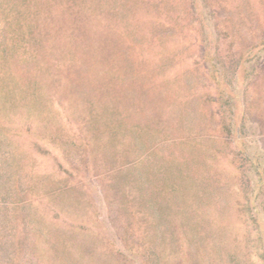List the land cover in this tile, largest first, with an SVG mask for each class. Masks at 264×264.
I'll use <instances>...</instances> for the list:
<instances>
[{"label":"rangeland","instance_id":"374dc122","mask_svg":"<svg viewBox=\"0 0 264 264\" xmlns=\"http://www.w3.org/2000/svg\"><path fill=\"white\" fill-rule=\"evenodd\" d=\"M114 9L135 14L139 33L130 35L150 49V62L142 69L137 54L119 62L134 75L113 88L136 115L126 125L142 135L125 138L131 151L111 154L101 170L137 177L154 199L144 213L168 227L180 219L179 211L165 214L168 203L181 210L182 199L166 189L177 181L171 176L184 177L180 193L200 200V230L134 233L137 217L118 216L119 199L108 203L101 177L86 175L75 153L76 113L83 112L72 97L84 91L74 83L84 72L68 64L76 55L66 52L62 63L52 47L59 8L0 0V264H36L37 250L60 248L55 225L75 228L76 220L89 232L69 234L70 245L85 264H264V0H115ZM79 58L85 66L89 56ZM139 101L154 105L158 119L144 121ZM74 185L82 201L76 212ZM60 251L61 258L74 250Z\"/></svg>","mask_w":264,"mask_h":264},{"label":"trees","instance_id":"16d2710c","mask_svg":"<svg viewBox=\"0 0 264 264\" xmlns=\"http://www.w3.org/2000/svg\"><path fill=\"white\" fill-rule=\"evenodd\" d=\"M92 1L93 0H43V4L49 9L58 7L61 11H59L58 14L54 12L53 23L55 25L52 26L55 30H53L52 33V47H55L54 49L57 51L60 62L63 63L66 52L69 53L70 58L72 54H74L79 63L73 61L74 64L72 62L68 63L69 66H71L72 69H80L84 72L82 74H75V76H77L74 82L77 87L84 89L82 92L83 95H78L76 98L72 97L74 110H78L80 113L83 112L82 115L76 113L78 116V127L73 132L75 153L82 160V168L85 170L86 175L96 174L101 177L108 203L111 205L114 198L117 197L119 199L117 202L118 206L115 208L118 216H128L130 214L131 216L134 215L137 217V220L134 221L137 226L134 233H142L143 230V232L145 231L147 234L151 226L152 229L156 227L158 229L157 231L160 233L162 232V227H164L162 235L165 236L172 233L193 235L192 233L195 232L194 234H197L200 229L196 226L198 224L195 219L198 218L196 211L200 200L198 197L196 199L190 196L184 197V195L180 193V191L183 190L182 179H184V177H177L178 175H176V178L171 176L170 179H176L177 181H175V186L173 188L166 189L171 192V197L178 196L182 199L180 200L181 210H177L178 208L172 207L170 206L171 204L168 203L169 205L165 214L168 213L171 216L172 212L179 211L178 217H180L179 220L176 219L174 225L171 224L168 227L166 221L164 226L160 220H151V218L148 217L149 214L147 215L144 213V209L146 210V207L149 205L148 203L154 199L151 198L149 194L150 191L146 188L147 186L145 187L139 184L137 177L135 180L139 185L136 184V181L131 180L128 174L119 173L118 170H101L103 167L101 164L106 162L111 157V154H117L116 156L121 157V154L123 155L124 152L128 153V151H131L129 148H124L125 138L127 140L135 135L139 138L142 135L136 130L131 132L129 129L131 127L126 125L130 121L135 122L136 115L129 113V111H132V106L125 103V97L120 96L119 99L113 87H117V84L121 82L122 78L128 76L132 77V75H134V73H123L119 68V62L123 63L124 60L128 58L130 60L137 54V57L140 59L138 62L143 69V66L148 65L147 62H150V59L148 60L145 55L150 49L140 50V44L134 43L137 39L136 34L134 37L130 35V32H137V26H139V23L135 20V14L121 12L113 14V11L115 12L116 10L114 9L115 0H95L100 3L99 6L95 4L97 9L99 8L98 10L103 11L102 13L108 16L109 21L107 24H104L101 23L100 16L95 15L93 12L95 9L91 7ZM110 1L113 2L112 9L106 10L105 4ZM74 12L79 13H75L74 15ZM190 13H193V11ZM150 45V43H148V45L145 44L146 48H150ZM106 48L110 50L108 54L105 51ZM85 54H87L89 58L84 60V62L87 63L84 66L79 56L83 57ZM62 66H58V69H62ZM148 75L151 76L152 74ZM131 77L128 78L130 79ZM128 78H125L123 81ZM84 80H86L85 84L82 82ZM104 81L108 84H113V86H105ZM87 90L90 91V94L87 95L88 98H85L84 95L88 93ZM127 99H132L134 101L137 97L132 92H129L127 93ZM137 103L140 109L139 114L146 118L144 121L158 119L157 110L153 108V104L152 110H148L147 106L149 103L148 105L142 104L141 101ZM122 111H124V115H122ZM149 111L152 112L148 113ZM154 111L156 114H154ZM84 113H87V116L84 117ZM225 127L228 131H233L232 125L226 124ZM132 128L134 129V127ZM152 131L153 128L149 132ZM120 174H124L122 175L125 177L124 180L119 178L121 177ZM120 181H122V184ZM77 190L80 189L74 185L76 196L73 197L72 205L75 212L82 208L81 197L77 193ZM111 190L113 192H111ZM90 202L95 205L94 198L92 199V197H90ZM136 207L140 209V214H142L141 217L136 211ZM182 207H187V210H183ZM175 216H177V213H175ZM74 223H77L74 224L76 225L75 228L71 227V225L69 226V224H63L61 226L62 228L58 227L61 223L55 225L56 233L54 238L58 241L60 248L58 250H53V253L41 251L42 254L37 250V252L32 255L38 260L36 264H44L47 262L46 260L49 261L46 264H70L71 261L79 262L80 259L78 258L81 254L78 255L75 251L77 249H73L74 246L72 247V245H70L69 239H71V237L69 234H72L74 231L80 230L82 233L88 230L84 228L86 223L77 222V220ZM78 226L79 228H76ZM76 235L77 233H75V236ZM78 237L84 238L82 234ZM61 244L63 247H61ZM64 247L67 248L68 251L69 249L74 251H72V253L68 252L67 255H62L60 258V250ZM56 251L59 253H56ZM46 254L49 255L45 260L44 255L46 258ZM50 254H52V256ZM41 255H43V259ZM65 256H68L66 262ZM26 262L27 260H22L20 264H25ZM79 263L85 264L83 262Z\"/></svg>","mask_w":264,"mask_h":264}]
</instances>
